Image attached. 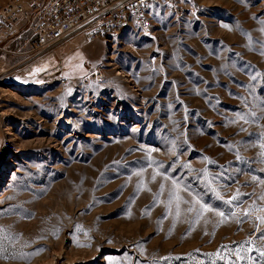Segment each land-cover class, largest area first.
I'll return each mask as SVG.
<instances>
[{
	"label": "rangeland",
	"instance_id": "1",
	"mask_svg": "<svg viewBox=\"0 0 264 264\" xmlns=\"http://www.w3.org/2000/svg\"><path fill=\"white\" fill-rule=\"evenodd\" d=\"M178 1L0 58V264H264V0Z\"/></svg>",
	"mask_w": 264,
	"mask_h": 264
},
{
	"label": "built area",
	"instance_id": "2",
	"mask_svg": "<svg viewBox=\"0 0 264 264\" xmlns=\"http://www.w3.org/2000/svg\"><path fill=\"white\" fill-rule=\"evenodd\" d=\"M0 6V58L23 56L28 63L66 45L75 33L84 43L101 37L105 42L134 26L143 36L151 33L149 12L159 3L176 15L178 0H23ZM58 51V50H57ZM56 51V52H57ZM103 65L92 67L85 79L102 82ZM66 80H59L64 84Z\"/></svg>",
	"mask_w": 264,
	"mask_h": 264
},
{
	"label": "crops",
	"instance_id": "3",
	"mask_svg": "<svg viewBox=\"0 0 264 264\" xmlns=\"http://www.w3.org/2000/svg\"><path fill=\"white\" fill-rule=\"evenodd\" d=\"M86 44H88V43H84V42H82L81 44H77V46H75V47H73V48H71V49H69L66 53H64L62 56H61V59H60V64H61V62L62 61H64L65 59H68L69 57H71L72 55H74L78 50H80L81 48H83L84 46H86ZM22 58H23V56H21V55H19L17 58H15L16 60H22ZM99 63H100V60H99ZM98 66V65H97ZM61 67V66H60ZM92 67H96V66H92ZM91 67V68H92ZM91 68H86V70H87V72L85 73V74H83V75H80L79 77H86L87 76V74H88V72H89V70L91 69ZM61 73H62V69H61ZM78 77V78H79Z\"/></svg>",
	"mask_w": 264,
	"mask_h": 264
},
{
	"label": "bare ground",
	"instance_id": "4",
	"mask_svg": "<svg viewBox=\"0 0 264 264\" xmlns=\"http://www.w3.org/2000/svg\"><path fill=\"white\" fill-rule=\"evenodd\" d=\"M75 46H77V39L74 38V39L69 43V46H67V47H68L69 49H71V48H73V47H75ZM65 48H66V47H65ZM68 48H67V49H68ZM67 49H66V50H67ZM58 53H60V54L64 53L63 48H62ZM108 60H111V58L108 59ZM48 67H49L48 65H44V66H42L41 68L35 69V70L32 71V73L30 74V76H31V75L36 76V75H38V74H40V73L46 71V70L48 69ZM1 72H2V71H1Z\"/></svg>",
	"mask_w": 264,
	"mask_h": 264
}]
</instances>
